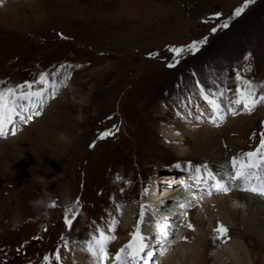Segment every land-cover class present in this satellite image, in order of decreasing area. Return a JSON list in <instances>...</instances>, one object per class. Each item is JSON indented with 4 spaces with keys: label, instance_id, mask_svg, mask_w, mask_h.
<instances>
[{
    "label": "rangeland",
    "instance_id": "374dc122",
    "mask_svg": "<svg viewBox=\"0 0 264 264\" xmlns=\"http://www.w3.org/2000/svg\"><path fill=\"white\" fill-rule=\"evenodd\" d=\"M244 3L4 0L0 5V82L19 85L36 80L41 73H53L61 65L73 67L64 79L66 86L46 101L40 115L20 125L15 135L0 138L11 141L21 131L29 136L24 145L13 140V149L0 150V264H44V257L58 246L63 264H88L91 257L82 250L84 242L98 227L107 229L114 220L118 224L115 233H109L115 239L108 250L116 253L123 246L118 237L124 224L130 221L133 229L137 225L141 207L137 213L135 204H146L149 184L157 180L169 184L164 177L174 164L206 163L202 156L190 158L184 153L192 140L176 130L178 120L183 130L196 124L218 130L231 118L238 119L233 122L238 128L239 119L253 117L242 138L244 152L256 149L264 131V106L251 115H228L216 127L208 122L211 110L199 94L200 87L211 92L227 88L230 99L238 71L247 80L264 82V0H255L227 29L212 32ZM217 14L219 18L213 19ZM205 38L207 43L195 55L186 56L174 68L166 66L173 58L169 47ZM151 53L159 55L150 58ZM114 126L119 129L115 135L98 139ZM221 141L229 147L225 138ZM24 153L28 164L22 159ZM231 155L223 164L230 163ZM182 196L180 191L174 197ZM77 197L82 202L80 214L69 231L63 210ZM37 200L47 201V206L34 207ZM52 203L57 206L48 207ZM238 206L244 209L246 204ZM172 207L169 203L160 212ZM149 216L142 225L144 232L150 229ZM186 220L171 218L170 223L179 231ZM232 232L243 242L246 264H264V245L251 233L245 234V240L239 238L243 233L239 225ZM212 235L211 243L219 246L216 252L227 247L225 242L213 241ZM37 236L40 239H34ZM62 236L70 242L71 252L63 248ZM212 254L213 250L208 261ZM222 260L221 264H229L225 256Z\"/></svg>",
    "mask_w": 264,
    "mask_h": 264
},
{
    "label": "snow or ice",
    "instance_id": "6c2138e0",
    "mask_svg": "<svg viewBox=\"0 0 264 264\" xmlns=\"http://www.w3.org/2000/svg\"><path fill=\"white\" fill-rule=\"evenodd\" d=\"M3 2L4 0H0V5ZM253 3H255V0H245V3L235 10L233 17L223 21L217 28H213L212 32L216 33L218 30L227 29L231 20L240 17ZM219 15L217 14L213 19H218ZM206 43L207 38L202 41H194L188 46L169 47L168 51L172 53L173 58L166 66L168 68L176 67L186 56L195 55ZM149 55L150 58H156L159 53H151ZM72 67V65H61L53 73H41L36 80L32 82L26 81L19 85L0 82V138L15 135L20 125L27 124L32 121L33 116L40 115V111L44 108L46 101L50 97L55 98L59 89L66 86L64 79L69 78L66 74ZM246 71H250V68L246 69ZM62 76L63 78H61ZM235 78L236 88L230 99L226 96L230 89L225 88L211 92L203 87L199 88L201 98L211 110L208 122H211L214 126H220L228 115H239L241 112L251 115L258 107L264 106V82L247 80L241 76L239 71L236 73ZM118 131L119 129L114 126V129L101 133L98 139H106L115 135ZM254 137L255 134H253ZM94 146L95 144L90 145V147ZM174 167L181 169L179 163ZM183 170L188 173L189 179L194 181L197 190L201 193L213 195L239 190L251 192L264 198V131L261 132L260 143L254 151L243 152L233 156L230 165H222L219 172L209 168L208 165L193 167L191 162H188L187 167ZM117 179L120 180L122 178L118 176ZM205 185H207L206 188L204 187ZM81 204L80 198L77 197L73 204L66 206L63 210L64 223L69 231L72 230L73 224L80 214L79 208ZM56 206L55 203L48 205L50 208H55ZM178 206L182 209L194 207L191 204H179ZM146 207V205H141L137 225L130 233L131 240L118 249L116 253H111L108 249L115 239V235H109V233H115L118 221L114 220L107 229L98 227L95 230L90 238L84 242L82 248L91 257V264H157L156 258L158 254L167 251L163 244L171 243L168 240L170 232L177 235L178 232L176 229H170L169 222L157 223L154 225L156 229L155 236L145 237L141 232L140 226L144 222ZM187 215V212H183L180 218L184 219ZM187 226L189 230H195L191 222ZM44 230L47 231V228ZM161 237L163 238V243L158 253L154 249V245ZM229 238L228 229L222 224H218L213 230V241L220 240L226 243ZM34 239H40V237L37 236ZM61 239L63 248L71 252L72 249L69 248L70 242L63 236ZM44 264H63L60 246L51 256L44 257Z\"/></svg>",
    "mask_w": 264,
    "mask_h": 264
},
{
    "label": "bare ground",
    "instance_id": "6f19581e",
    "mask_svg": "<svg viewBox=\"0 0 264 264\" xmlns=\"http://www.w3.org/2000/svg\"><path fill=\"white\" fill-rule=\"evenodd\" d=\"M11 5L14 4L11 3ZM230 120V123L228 122L224 128L218 130H215V128H201L200 126L198 127L199 124H196L193 127L194 129L192 128L189 130H183L178 128L180 127V124L183 126L181 121H176V130L182 131L184 137H189V139L192 140V146L189 149L190 151L188 150L184 153L187 156L189 155L190 158L197 157L198 159V156H202L204 161H206L204 165H208L211 169H220L221 171V166L224 165L223 163L226 156L232 154L229 157V159H232L233 156L244 152L246 142L242 138V135L247 132L248 128L251 127L252 123L254 122L253 117L245 116L241 118V120L239 119L240 122L238 123L237 128L233 127V122L238 121V119L235 120L231 118ZM35 125L36 123L31 127L34 128ZM236 133L237 136H234ZM28 137L29 136L26 131H21L19 132V135L16 136V138H13L11 141H0V150L9 152L8 149L14 148V144L12 143L13 140H16L20 145H24V140ZM223 138H225L229 147L223 146L221 141ZM55 140L57 143H59V139L57 137ZM175 140H177V138ZM22 159L24 162H26V164L30 163L27 153L22 154ZM227 164L230 165L229 161ZM5 168L7 170L9 167L6 166ZM176 173L177 172L175 171H171L169 175H165L166 177L164 178L171 180L172 178L167 176L172 174L176 175ZM192 183L194 184V182L189 179V184ZM186 187L187 186H184L182 189L178 190V194L180 191H183V196L181 198L174 197L178 195L176 194L177 191H174V194L168 195L166 194L167 191L164 190V193H166L164 194L165 196L163 195L165 199L162 200L161 210L170 203L173 206L171 211L164 210L160 212L161 210L158 211L160 206L155 207L156 209L153 210V214H150V211L148 210L146 211V216L150 214L149 219H151V222L148 221L150 229L148 228L149 230L146 232L142 231V234L145 237H149L151 234L156 233V229L154 227L155 224H163L165 222L170 223L171 218L178 220L183 212L188 213L187 220L183 223V226L179 227V231L176 230L178 235L170 232L168 240L171 243L163 244V246L167 248V251L159 254L156 260H159L160 264H176V262H180V264H208L210 262L214 264H221V262L224 261L222 258L225 256L229 259V264H246V249L243 246V242L238 240V235L235 236L232 230L236 229L239 225V227H242L243 229V233L239 238L244 239L246 233H251L255 238H257V241L261 243V245H264L263 198L254 195L251 192L239 190L231 191L221 196L213 194V198L204 196L201 198L199 195V193L201 194L200 191L198 193V190H195L194 188L188 191L186 190ZM150 195L151 200L147 202L146 206L150 207L151 205L153 206V204L156 206L159 203L160 197L162 196L157 194ZM235 201L237 204L232 205V203ZM241 202L246 204L244 209L238 206ZM179 204H191L194 207L190 209H182L178 206ZM141 205H143L142 201L136 202V212L141 207ZM189 222L194 225V231L189 230L187 226ZM218 224H222L228 229L230 237L226 242L227 247L226 245L225 247L223 245L224 248L222 247L220 252H216L219 248V246H217L218 244L216 245L210 241V236ZM173 225L174 224L170 223V229H174ZM133 227V223L130 221H128L126 225L124 224L121 235L118 237V240H123L121 242L122 244L125 242V240L131 237H128L127 235L130 234ZM157 242L160 244H157L156 247L154 246L155 250L157 248L160 249L163 240H158ZM212 250L214 251V254H212L210 260L208 261L207 257L210 255ZM88 264H91V258Z\"/></svg>",
    "mask_w": 264,
    "mask_h": 264
},
{
    "label": "clouds",
    "instance_id": "9594fccd",
    "mask_svg": "<svg viewBox=\"0 0 264 264\" xmlns=\"http://www.w3.org/2000/svg\"><path fill=\"white\" fill-rule=\"evenodd\" d=\"M47 201L44 200H37L33 202L34 207H46L47 206Z\"/></svg>",
    "mask_w": 264,
    "mask_h": 264
}]
</instances>
